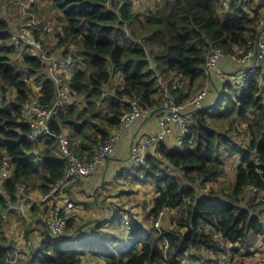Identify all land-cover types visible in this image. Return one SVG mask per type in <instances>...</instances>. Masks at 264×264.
<instances>
[{
    "label": "trees",
    "instance_id": "obj_1",
    "mask_svg": "<svg viewBox=\"0 0 264 264\" xmlns=\"http://www.w3.org/2000/svg\"><path fill=\"white\" fill-rule=\"evenodd\" d=\"M153 1L154 8L139 11L134 0H51L55 26L40 28L36 37L47 45L42 34L53 35L55 50H63L65 56L72 52L74 61L83 62L84 68L71 79V88L75 99H84L86 106L80 107L74 100L55 120L47 148L38 154L34 150L39 142L28 139L22 109L31 98L36 76L42 77L39 101L45 105L54 102L56 81L42 74L47 68L42 57L28 52L23 59H14L8 44L10 23L0 16V157L9 154L15 167L6 181L7 194L0 191V228L4 214L19 202V185L39 183L45 194L64 176L67 164L57 139L66 129L71 140L79 142L74 153L89 159L120 129V113L130 100L141 99L145 110L161 108L165 92L187 101L208 86L211 74L206 56L211 50L220 48L233 55L259 38L260 15L248 16L241 5L225 14L220 13L221 0ZM117 73L124 86L113 91L108 107L100 112L104 89ZM257 78L242 89L213 80L218 100L211 106L216 105L209 108L205 104L193 112L191 133L183 148H169L162 142L149 154L147 167L138 173L143 175V183L157 185L158 194L142 220L131 211L128 226L124 217L119 220L116 216L128 231V239L102 230L101 225L94 235L75 236L68 233L75 225L72 218L64 234L47 235L32 260L38 256L39 264H82L84 258L103 264H182L192 249L226 250L215 233L241 245L249 243L253 235L263 234L261 220L254 214L257 206L248 203L249 197L255 201L259 196L256 191L251 195V187L264 189V99ZM12 90L15 95L9 101L7 94ZM214 109L216 114L220 112L217 118L211 114ZM237 156L241 160L232 185L228 184L227 162ZM165 163L179 170L184 180L163 168ZM199 183H213L210 192L201 194ZM166 210L178 212L173 217L176 225L160 231L155 224ZM7 250L1 243L0 264H4Z\"/></svg>",
    "mask_w": 264,
    "mask_h": 264
},
{
    "label": "built area",
    "instance_id": "obj_2",
    "mask_svg": "<svg viewBox=\"0 0 264 264\" xmlns=\"http://www.w3.org/2000/svg\"><path fill=\"white\" fill-rule=\"evenodd\" d=\"M51 1V0H50ZM244 0H221V7L224 10L232 11V9L241 5ZM43 4V0H18V17L16 26L10 27L11 38L8 44L14 50V54L23 59L24 54L31 52L35 56L42 57L47 68L42 74L52 77L56 81L57 92L52 104H42L39 98L42 96V77L36 76L32 81L34 90L31 92V98L24 104L22 109L23 122L28 125L29 131L27 137L30 141L40 142L53 135L52 125L55 120L68 110V107L75 100V92L71 88V79L74 74L66 70L74 65L72 52H68V56L64 55L63 50H55V48H47L41 44L36 37V31L44 28L48 23L44 19H40L35 14V7ZM259 38L250 40L248 48L230 55L220 48L211 50L206 56L207 72L213 74L220 73V81L230 83L231 85L242 89L250 79L257 78L260 75V66L264 63V13L260 14L258 20ZM232 61L236 64V69L230 72L221 70V63ZM64 70V72H63ZM39 85V86H38ZM168 95V94H167ZM210 88L204 87L197 91L187 101L181 102L172 96L164 98L161 106V114L159 117V129L150 133L141 140L135 141L130 150V156L138 170L147 167L149 154L159 146L160 143L173 135L174 129L179 128V135L176 138V148H183L188 136L191 133L192 114L200 108H203L209 99ZM143 101L134 98L128 102L125 110L120 113V129L126 130L132 127L141 118L145 112ZM122 139L120 133H113L104 144L97 147L92 157L89 159L80 158L74 153L73 141L67 134L58 136V146L62 158L66 161V170L62 178L58 179L52 186L51 190L42 194L39 204L51 205V217H49V228L51 235L54 237L64 234L67 229L68 222L73 218L77 211L76 202L69 196V189L75 182L84 180L92 175L96 169L104 163L114 152L115 147ZM14 164L9 154L3 153L0 157V176L2 179L8 180L12 176ZM262 173L263 170L259 169ZM143 179V175L140 174ZM21 190L26 188L23 183L18 186ZM258 201L264 204V189H259ZM162 211L160 217L164 214ZM123 221L130 226V219L125 218ZM160 219V218H159ZM156 221V227L161 231L162 228ZM161 233V232H160ZM215 238L220 242L221 247L225 248L232 245L224 236L216 234ZM227 250L217 253L221 264H233L234 254L231 247ZM167 251L169 243H165ZM21 259V250L18 245L9 246L4 264H19Z\"/></svg>",
    "mask_w": 264,
    "mask_h": 264
},
{
    "label": "crops",
    "instance_id": "obj_3",
    "mask_svg": "<svg viewBox=\"0 0 264 264\" xmlns=\"http://www.w3.org/2000/svg\"><path fill=\"white\" fill-rule=\"evenodd\" d=\"M17 1L18 0H14V4H17ZM48 1L49 0H47V2ZM16 4L14 7H16ZM49 5H51V2ZM241 6L243 7L245 13L250 17L264 13V0H244ZM221 11L223 10H220V13ZM224 12L225 14H228L229 10H224ZM16 15H18V11L13 17ZM16 19L17 17L14 20L15 22H17ZM10 27H12L11 23ZM53 28L54 26L52 28L49 27L48 30ZM58 29L62 31V26H59ZM50 37L51 38L49 39L52 40L47 39V37H44V34H42L41 39L46 41L47 48H55L54 36L51 35ZM71 49H76V46L71 47ZM221 64L222 71L230 72L236 69L235 62L225 61ZM80 68H84L83 62L75 60V64L70 66L66 71L75 74ZM261 68L262 72L257 79L261 84V95L264 99V63L261 64ZM213 80L220 81L219 72H214L209 76V82L207 85L210 87V96H212L214 92ZM123 86L124 81L122 75L120 73L115 74L111 83L104 89L105 100L102 102L103 105L100 112L108 107L110 101L112 100L113 91L123 88ZM11 92L15 95V90H12ZM79 100L83 103L82 107L86 106V101L84 99L76 98L75 101L78 103V106L81 107ZM160 114L161 108H157L155 110H145L143 116L139 118V120L132 127L126 130L119 129L118 131L113 132L120 133L122 135V139L115 147L113 154L104 163H102L92 175L86 177L84 180L75 182L70 186L69 196L76 202L77 211L73 216L75 225L72 229L68 230V233L75 234V236L81 238H86L94 235L96 227L101 225L102 230L103 226L116 230L113 233H117L121 239L129 238L128 231L118 224L116 216L118 215V219L120 220L123 216L129 215V212H131L129 207H133V203H136L138 199H142L144 193L143 189L145 190L146 187H148L145 183H143V179L141 177L138 179V175H140V173H138L139 170L131 159L130 150L135 141L141 140L150 133L158 131ZM63 133L69 135V131L67 129ZM176 135H179V128H175L173 135L166 139L165 144L169 148H176ZM48 141L49 139L46 138L37 143L34 154H38V152L46 149ZM78 147L79 142L73 140L74 150ZM157 149L158 147L151 153L155 152ZM240 158V156H237L233 160H228L227 169L234 166L235 170L236 166L240 163ZM162 166L167 170L170 165L166 164L165 167L162 164ZM171 168L173 170H171ZM14 169L15 167L13 168L12 173L14 172ZM168 171L171 172L179 170L170 166V170ZM235 176L236 172H233V177L229 174L232 185L235 182ZM6 181L7 180L2 179L0 176V191L5 195L7 194L5 190ZM148 185H154L156 187L154 191L156 197L158 194L157 185L151 183H148ZM250 190H253L254 192L260 191L255 187H251L249 191ZM34 191H37L39 196H42L43 194L39 189V183L36 186H28L23 190L18 188L19 202L16 205L11 206L8 209V212L4 214L3 225L0 228V245L1 243H5L7 249L11 245H18L20 247L21 259L19 264H33L35 261L32 259L35 258V254L41 250L47 235L51 234L49 228V217H51L52 209L51 205H41L36 201L33 202V200H31V194ZM153 203L154 201L149 204L150 210L153 207ZM248 203H252V205L257 206L255 207L254 214L260 218L264 227V204L260 203L258 199L250 201V197ZM106 232H109V230H106ZM216 234L218 233H215L214 236H216ZM231 244V246L228 244V247H225V249L227 250L229 246L231 249L237 248L234 253L233 264H264V233L253 235L250 242L246 245H241L239 243ZM187 255L185 258H195V260H192L194 264H207L206 262L209 261L212 262L208 264H221L222 262L218 258L217 253H213V250H205L204 248L192 249ZM85 259L87 261H91L87 258H84L83 261ZM93 262L99 263V261H92L88 263L94 264Z\"/></svg>",
    "mask_w": 264,
    "mask_h": 264
},
{
    "label": "rangeland",
    "instance_id": "obj_4",
    "mask_svg": "<svg viewBox=\"0 0 264 264\" xmlns=\"http://www.w3.org/2000/svg\"><path fill=\"white\" fill-rule=\"evenodd\" d=\"M50 1V0H49ZM47 2V0H43V4H40V5H37L35 7V14L40 18V19H44L45 21H47L48 23H46L47 26H49L50 28H52L53 26H55V23H56V13L54 10H52L50 8V5L49 3L51 2ZM14 4V0H1V6H0V11H1V15L4 19H6L7 21H9V23L12 24V27L14 28L16 26V23H14L15 21V18L18 17L17 15L15 17L14 14L18 11V7H14L15 4ZM134 8L135 10H139V11H143V10H146L148 8H154L155 7V2L153 0H134ZM15 9V11H14ZM13 17V19H12ZM44 25V27L46 26ZM51 36V35H50ZM48 37L46 34H44V37H47V39L51 38V37ZM49 40H52V39H49ZM56 47V45H55ZM76 50V49H74ZM75 52V51H74ZM16 56H14L15 60L18 61L20 60V58L17 56L19 54H14ZM73 64H75L73 62ZM222 69V67H221ZM64 72V70H63ZM262 72V68L260 66V74ZM230 84V83H229ZM39 86V85H38ZM208 87V86H206ZM208 91H209V87H208ZM168 93L165 92V98L167 96H171V95H167ZM7 96H9V101H11V97H13V92H9L7 94ZM173 97V96H172ZM2 99H4V97H2ZM218 100V95L216 93L213 92L212 96H210L209 99L206 100V104H213L214 102H216ZM79 104L82 106L83 103L80 102L79 100ZM216 105V104H215ZM215 105H212L211 107H215ZM210 108V106H209ZM215 112L211 111L212 115H214L215 118L219 117V114H216V110L214 109ZM235 137V135H234ZM177 136H175V140H176ZM168 139V138H167ZM166 141H164L165 143ZM241 159V158H240ZM227 162V161H226ZM230 167V166H229ZM228 167V168H229ZM167 170H170V166H168ZM171 170H173L171 168ZM227 174H228V184H232L231 183V178H229V174L233 177V172H235L234 170V167H231L229 169H227ZM229 172V173H228ZM173 174L176 176V178L179 180V181H182L184 180L182 178V174L179 172V171H173ZM184 184H188L186 181H183ZM186 182V183H185ZM148 187H146V189L143 193V197L141 200L138 199V201L136 203H133L134 205H132L133 207H129L131 209V211L136 215V217H138L139 219H143L145 218V215H146V212H149V204L152 203V201H154V197H155V189L156 187L154 185H148L146 184ZM213 185V183H199L198 186L200 187V193H209L210 190H211V186ZM210 186V187H209ZM209 187V188H208ZM252 195L254 193L253 190H250ZM258 192V191H257ZM259 193V192H258ZM32 199L33 202L36 201H40L41 200V196L38 195L37 191H34L32 194ZM251 201H254L252 198H251ZM131 206V205H130ZM178 215V212L176 211H169V210H166L164 212V214L162 215V217H160L159 219V223H160V226L162 229H172V228H175V225L176 223L173 222V217L174 216H177ZM124 217V216H123ZM125 218H129V216L127 215ZM125 223V222H124ZM131 223V222H130ZM126 225V223H125ZM125 229V228H124ZM103 230L106 231V230H109V232H114L116 230H113V228L111 229L110 227L107 228L105 226H103ZM185 232V230H183ZM121 235V234H120ZM122 236V235H121ZM166 243H169L168 241H166ZM169 248V247H168ZM168 250V249H167ZM88 262H92V261H87L86 259L83 261L82 264H89ZM182 264H194V262L192 260H190L188 257L184 258L181 260ZM94 264H103V262H93ZM33 264H39V257L37 256V260L33 263ZM169 264H174L172 262H169ZM181 264V263H180Z\"/></svg>",
    "mask_w": 264,
    "mask_h": 264
},
{
    "label": "water",
    "instance_id": "obj_5",
    "mask_svg": "<svg viewBox=\"0 0 264 264\" xmlns=\"http://www.w3.org/2000/svg\"><path fill=\"white\" fill-rule=\"evenodd\" d=\"M215 103V102H214ZM209 106H211V104H208V105H206L205 107H209ZM205 107H203V108H205Z\"/></svg>",
    "mask_w": 264,
    "mask_h": 264
}]
</instances>
